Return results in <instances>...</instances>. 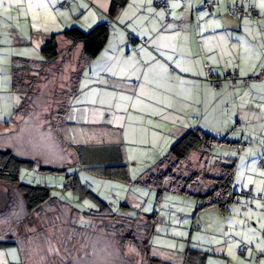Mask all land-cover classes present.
<instances>
[{"label": "crops", "instance_id": "1", "mask_svg": "<svg viewBox=\"0 0 264 264\" xmlns=\"http://www.w3.org/2000/svg\"><path fill=\"white\" fill-rule=\"evenodd\" d=\"M3 1L11 12L4 10L3 20L0 15V44L7 38L28 46L37 36L41 45L43 38L45 43L70 27L89 29L108 20L111 34L103 51L81 67L82 46L75 47L79 92L71 95L59 124L41 132L51 136L48 145L38 139L30 143L32 137L22 130L34 118H16L23 96L12 84L14 60L25 58L38 66L40 49L25 55L0 49V148L65 169V174L71 171L112 209L119 207L120 219L135 221L155 210V190L142 180L162 158H171V147L184 133L201 128L227 135L240 144L227 146L225 155L212 151L201 167L206 164L213 172L218 159L234 163V188L252 187L261 197L238 195L225 211L212 205L197 212L198 200L182 196L191 197L183 200L188 208L168 220L170 226L187 229L190 239L188 249L176 255L184 264H264V167L259 164L264 159V83L233 86L225 80L214 91L205 80L207 71L225 76L237 69L240 76H249L264 66V0H215L213 10L207 6L213 0H167L165 8H157L155 0H129L113 19L111 0ZM64 2L68 8L61 6ZM248 3L259 10V19L235 15L237 7ZM58 36L65 47L72 46ZM21 133L17 147L15 137ZM21 147L35 152L26 155ZM200 157L193 151L189 161L199 166ZM119 164L127 167L128 179L104 175V167ZM67 206L80 216L76 206ZM158 216L167 218L161 211ZM242 244L248 245L244 255L238 253Z\"/></svg>", "mask_w": 264, "mask_h": 264}, {"label": "rangeland", "instance_id": "2", "mask_svg": "<svg viewBox=\"0 0 264 264\" xmlns=\"http://www.w3.org/2000/svg\"><path fill=\"white\" fill-rule=\"evenodd\" d=\"M8 5L6 1L0 3L1 20L5 17L4 10H7V15L11 12L10 8H4ZM155 6L161 7L156 4ZM79 15V19L82 20V14ZM8 17L10 18V16ZM99 23L100 21L96 25ZM92 28H84V31L87 32ZM37 40L36 36L28 46H20L13 44L14 40H12L13 43H10L11 40L5 38L3 39L4 43L0 44V49L5 54L12 51L25 55L31 52L36 53L35 48L39 47V53L35 55L42 59L40 51L46 43H44L46 38H43L41 45V41ZM60 43V48L64 49L65 45L63 42ZM71 54H73L72 57ZM63 55L53 63L38 66L36 72L33 70L32 74H23V77L19 78L20 82L17 81L16 89L23 96V101L25 98V101L16 118L18 120L34 118L29 126L22 129L32 137L30 141L32 144L39 142V144L46 143L48 145V142H52L50 135H44L41 132H45L51 127L55 128L59 124L62 112L66 110L64 105H68L74 89L72 80L79 70L77 67L79 65L74 60L79 55V51L74 48L73 52ZM40 67L42 69H39ZM33 75L36 77H32ZM42 134L44 135L43 140L39 137ZM21 135L15 137L14 144L16 143L17 147L23 141L21 139L23 135ZM35 140L37 141L35 142ZM224 150L218 148L216 152L225 155ZM20 152L30 155L35 152V149L32 151V149L21 147ZM169 165L168 162L167 167ZM70 174L71 171L67 175ZM19 179L20 183L49 186L53 197L67 205H75L81 214L77 217L76 214L72 216L68 208L64 207L63 210L60 205L51 204L34 215H29L17 185L0 182V239L18 242L23 248L22 259L21 249L16 244L0 247V264H166L154 261L155 258L172 264H184L185 259L177 257L176 253L188 249L190 235L185 228L170 226L172 222L168 219L188 208L185 201L183 202L187 197L167 191L158 200V192L155 191L154 211L157 213L161 211L167 218L161 219L158 216V226L152 237V243L155 245L151 254L152 259L146 252L145 240L149 232H147L148 226L145 225V222L141 221L137 224L138 226H135L136 235L130 243L123 242L130 228H133L129 220H125L123 223V218H118L119 221L98 219L92 225L93 217L90 213L93 208L96 209V205L88 199H80L78 192L66 188L65 172L45 173L37 168H23ZM199 185L203 191L209 188L208 183L200 182ZM196 190H199V187ZM189 198L191 197L187 199L191 200ZM175 199L179 201H175ZM115 208L113 209L117 213L116 210L119 207ZM154 211H151L150 214ZM119 224H125L127 230L125 235H122L125 230L120 232L116 230V226ZM136 238L137 240L143 239L142 243H135Z\"/></svg>", "mask_w": 264, "mask_h": 264}, {"label": "trees", "instance_id": "3", "mask_svg": "<svg viewBox=\"0 0 264 264\" xmlns=\"http://www.w3.org/2000/svg\"><path fill=\"white\" fill-rule=\"evenodd\" d=\"M128 2L129 0H111L109 9L110 19H113L117 15V13L127 5ZM155 4L157 6L165 8L167 7L168 3L167 0H165V3L159 4V0H155ZM211 4L215 7V5H217V1L213 0L208 2L207 6L209 10L214 9V7L213 9L210 8ZM240 9H244L247 15H241L239 13ZM252 9L258 11V13L254 16L252 15ZM235 15L238 18H251L257 20L260 17V12L254 5L248 3V6L237 7V9L235 10ZM61 34L72 44V46L65 47L64 49L60 48V36L58 35ZM61 34H53L46 41L41 49L43 61H41L42 64L38 66H45L57 61L63 54L73 52L74 48L78 45L82 46L80 67L82 66V62H87L94 59L103 51L108 43L111 34L110 20L100 22L98 25L94 26L87 32H85L81 27L73 26L66 29ZM133 39L136 38L131 39L132 43L138 42L137 39L135 41H133ZM38 66L33 64L29 59L19 57L15 59L13 62L12 74L13 86L15 88L17 87V81L20 82L19 78L23 77V74H32L33 70L36 72ZM39 69L42 68L40 67ZM263 70L264 66L260 67L256 73L249 76H240L237 69H233L225 76L214 75L212 71H207L205 80L214 91H219L224 86L225 80L231 81L233 86H237L238 84H241L242 86H248L251 83H264V80H255V77H257ZM80 76L81 69L79 68L77 74L72 80L74 89L72 90L71 95L78 94L79 92L78 81ZM32 77L35 78L36 76L33 75ZM215 81H218L220 84L218 88L214 86ZM64 106L65 108L67 107V105ZM61 117L64 118V115H61ZM239 144L240 142L229 140L227 138V135H217L209 133L201 128L190 129L186 133H184V135H182L171 147V158H168V156L162 158L163 160H161V164L156 168V170L150 171L148 176L143 179L141 183L148 188L157 191L158 200H160L162 194L164 192L166 193L167 191L169 193L181 196L194 197L198 200V205L196 206L197 212L212 205H216L222 211H225L238 195L248 198H260L261 196L255 194L252 187H241L239 190H236L234 188V163H228L226 161L222 162L218 159L215 162L214 166L216 167V169L213 172H209L205 168L206 164H203V166L201 167L202 162L207 159L208 156H211L212 151L218 148L226 149L227 146H237ZM193 151H198L201 153L199 162V164H201L199 166H194L189 161V156ZM168 162L170 163V165L167 167ZM263 162L264 159H261L259 161V164L260 166L264 167ZM23 168H38L40 171L45 173L51 171H58L60 173L64 172L65 169L58 170L56 168L42 166L32 159L17 155L12 149L0 148V182L17 185V189L21 194L22 200L24 201L27 210L29 211V215H34L36 212L49 207L51 204H58L60 205L61 209H63L64 207L68 208L71 211L72 216H75V214L76 217L78 216L77 210L75 208H69L66 203L59 201L56 197L52 196L49 186L20 183V172ZM103 173L105 176L121 178L123 180L129 178L127 167L123 164L106 166L103 168ZM66 178L67 189H72L78 192V194L80 195V199H88L89 201L97 205L96 209H90V215L93 217L92 225L98 219H101L102 221H104L105 219L109 221L118 220V218L120 217L118 213H115V210L112 209L110 204L105 202L95 192L89 189L88 186L77 182L74 176L66 174ZM200 182L208 183L209 188L203 191L202 188H200ZM197 187H199V190H196ZM250 189H252L254 195L248 194ZM70 206L75 207V205ZM124 221L125 220H123V223H125ZM141 221L145 222V225L148 226L147 232H149V234L145 240V244L147 245L146 252L147 254H149L151 248L150 237L151 234H154L156 225L158 223V213L156 211H154L150 215H147L145 220L130 221L133 228H130L128 233L125 224H119L118 226H116V230H118V232L125 230L122 235H125L126 233L127 235L123 242L130 243L131 241H133L132 239L134 235H136L135 226H138L137 224ZM142 240L143 239L137 240L136 238L135 243H142ZM14 244H16L21 249L22 255L23 248L18 242L0 239V247L13 246ZM243 245L245 244H242L241 247ZM258 256L260 257V255ZM153 260L161 263L160 260Z\"/></svg>", "mask_w": 264, "mask_h": 264}, {"label": "built area", "instance_id": "4", "mask_svg": "<svg viewBox=\"0 0 264 264\" xmlns=\"http://www.w3.org/2000/svg\"><path fill=\"white\" fill-rule=\"evenodd\" d=\"M162 3H165V0H159V4H162ZM214 4H215V3H214ZM61 6H62L63 8H68V3H67V2H64ZM213 7H214V5L211 4V5H210V8L213 9ZM239 13H240L241 15H247V13L245 12L244 9H240V10H239ZM257 13H258L257 10L252 9V15H253V16L256 15ZM135 40H136V39H133V41H135ZM235 77H237V76H235ZM255 80H261V81L264 80V70H263V71H262L257 77H255ZM219 85H220L219 82H218V81H215L214 86H215L216 88H218ZM263 163H264V162H263ZM244 192H245V191H244ZM248 194H249V195H254L252 189L249 190ZM247 248H248V246H247L246 244L243 245L242 247H240V248L238 249L239 254L244 255L245 252H246V250H247ZM258 260H259V256L257 257V261H258Z\"/></svg>", "mask_w": 264, "mask_h": 264}, {"label": "snow or ice", "instance_id": "5", "mask_svg": "<svg viewBox=\"0 0 264 264\" xmlns=\"http://www.w3.org/2000/svg\"><path fill=\"white\" fill-rule=\"evenodd\" d=\"M0 3H3V0H0ZM262 6H264V5H262Z\"/></svg>", "mask_w": 264, "mask_h": 264}]
</instances>
